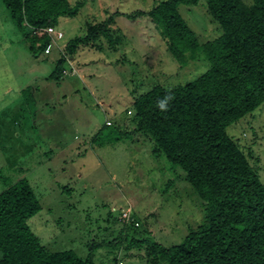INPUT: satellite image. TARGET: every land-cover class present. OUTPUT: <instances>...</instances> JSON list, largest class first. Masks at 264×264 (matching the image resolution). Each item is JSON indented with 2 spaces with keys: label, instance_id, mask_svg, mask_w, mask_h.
Listing matches in <instances>:
<instances>
[{
  "label": "rangeland",
  "instance_id": "rangeland-1",
  "mask_svg": "<svg viewBox=\"0 0 264 264\" xmlns=\"http://www.w3.org/2000/svg\"><path fill=\"white\" fill-rule=\"evenodd\" d=\"M83 1L75 18L60 21L62 49L85 35L87 22L111 14L124 40L116 51L82 47L57 84L47 80L57 49L45 60L34 58L0 0V193L21 178L30 181L43 209L29 225L50 251L93 254V264H147L146 250L117 241L126 224L136 225L126 231L131 236L172 246L205 215L185 172L138 131L133 94L194 79L208 66L179 67L149 16L124 15L148 12L160 0ZM181 12L201 41L222 33L204 6ZM114 126L124 133L119 142L111 139L118 135ZM228 131L264 183V104Z\"/></svg>",
  "mask_w": 264,
  "mask_h": 264
},
{
  "label": "trees",
  "instance_id": "trees-1",
  "mask_svg": "<svg viewBox=\"0 0 264 264\" xmlns=\"http://www.w3.org/2000/svg\"><path fill=\"white\" fill-rule=\"evenodd\" d=\"M4 2L34 58L44 55L45 60L54 49L59 52L47 77L57 84L82 47L116 51L124 40L111 14L101 22H87L85 35L69 40L64 49L63 37L46 53L53 39L38 31L59 29L60 21L75 18L85 2ZM187 5L204 6L219 24L220 36L201 41L182 15L181 7ZM124 15L132 21L149 16L179 67L199 61L208 66L194 79L133 94L138 131L185 172L204 203L205 216L180 244L165 246L131 236L126 231L134 222L119 230L117 241L146 250L147 264H264V183L250 154L228 131L264 104V0H160L148 12ZM114 128L118 135L112 141L123 140L124 133ZM42 209L27 178L0 193V264H93V254L82 258L74 250L54 252L43 245L29 225Z\"/></svg>",
  "mask_w": 264,
  "mask_h": 264
},
{
  "label": "built area",
  "instance_id": "built-area-1",
  "mask_svg": "<svg viewBox=\"0 0 264 264\" xmlns=\"http://www.w3.org/2000/svg\"><path fill=\"white\" fill-rule=\"evenodd\" d=\"M38 32H44L52 37V43H50L46 48V53H49L54 46H59V41L64 37V34L61 30L55 27H48L41 29Z\"/></svg>",
  "mask_w": 264,
  "mask_h": 264
}]
</instances>
